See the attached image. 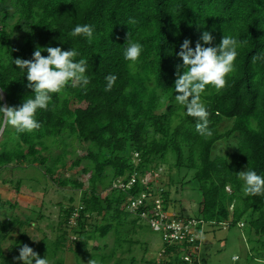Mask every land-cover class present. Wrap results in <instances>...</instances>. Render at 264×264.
Wrapping results in <instances>:
<instances>
[{
    "label": "trees",
    "instance_id": "trees-1",
    "mask_svg": "<svg viewBox=\"0 0 264 264\" xmlns=\"http://www.w3.org/2000/svg\"><path fill=\"white\" fill-rule=\"evenodd\" d=\"M85 24L94 28L91 43L69 35L76 25ZM203 31L211 32L214 45L223 35L241 42L225 88L202 96L210 113L211 138L200 136L196 121L176 104L173 85L176 66L182 63L177 55L180 45L190 39L195 47ZM127 39L143 46L132 66L123 57ZM37 46L75 48L80 53L77 59L88 61L86 74L91 82L53 94L48 109L37 113L41 127L18 132L17 148L1 149L0 166L20 164L32 156L31 162L46 165L54 183L71 186L74 194L68 205H61L58 234L50 244L47 236L35 242L30 239L28 217L5 213L0 219V264H22L16 258L24 245L51 264H65L61 254L86 253L89 244L96 262L111 263L116 258L114 264H122L119 251L131 253L144 241L139 220L154 230L142 214L151 215L156 199L160 197L164 212H172L164 165L192 172L190 180L203 195L200 218H195L199 229L223 228L226 223L249 226L248 234L261 237L264 251V195L245 196L240 179L249 168L264 175V0H0V88L5 95V101L0 95V105L18 107L24 98L32 97L26 76L11 58L31 59ZM109 75L117 79L105 91ZM224 140L233 150L215 154ZM76 143L87 153L78 154ZM51 146L62 152L54 155ZM71 159L72 167L84 163L87 188L76 178L54 176L58 165L68 167ZM133 176L137 182L128 192L113 187L115 180L127 182ZM146 177L154 179L145 184ZM142 192L144 203L130 211L129 196ZM6 203L12 209L18 205L6 200L3 208ZM111 233L115 244L108 251L93 244ZM163 241L161 259L166 258L162 260L166 264L192 252L188 242ZM196 244L201 248L202 239ZM189 264H200L196 255Z\"/></svg>",
    "mask_w": 264,
    "mask_h": 264
},
{
    "label": "rangeland",
    "instance_id": "rangeland-1",
    "mask_svg": "<svg viewBox=\"0 0 264 264\" xmlns=\"http://www.w3.org/2000/svg\"><path fill=\"white\" fill-rule=\"evenodd\" d=\"M1 129V127H0ZM19 133L10 125H5V129L0 138V151L4 147L13 150L17 148V142L20 140ZM77 153L84 155L87 148L76 143ZM52 147V146H51ZM40 148V147H39ZM54 155L62 152L60 147L51 148ZM233 150L230 141L224 140L216 146L215 154H225ZM43 155L48 156V151H43ZM32 156L20 164L12 162L7 168L0 166V219L4 220V214H10L14 217L32 221V225L26 227L30 239H42L48 237V244L52 243L50 239H55L58 234V222L62 219L61 205H68L69 198L73 195V189L69 185H60L59 181L51 178V174L45 172L46 165L31 162ZM70 159V156L68 157ZM73 158V157H72ZM53 160V159H52ZM72 159L68 161V167L56 170L55 175L58 179L76 178L85 183L88 187L89 175L82 172V167H72ZM49 163L50 162L49 159ZM165 172L163 178L167 183L171 195L170 211L184 218H200V208L203 201V195L196 182L191 181L192 172L180 171L177 168L170 169V165H164ZM190 180V181H189ZM18 181H21L18 183ZM18 191V192H17ZM71 191V192H70ZM105 194V193H104ZM6 200L16 202L15 208H10V204H3ZM7 208L9 210H7ZM133 217V215H132ZM142 225L140 236L143 243L134 247L133 252L122 255L119 251L118 257H123L122 264H166L161 259L164 249V241L161 233L152 230L145 220H139ZM249 226L245 228L239 225L220 226L204 225L202 235V246L200 252V264H264V251L260 249V236L248 234ZM33 238V239H32ZM73 238V237H72ZM36 240V241H38ZM93 244H99L103 252L108 251L115 244V236L111 233L107 239L99 238ZM148 247L146 251L145 247ZM88 252L78 254L67 251L61 254L65 264H102L96 262L92 256V245L89 244ZM90 252V253H89ZM236 257V259H233ZM189 258H172L170 264H189ZM51 264L50 260H47ZM116 258L111 263L114 264Z\"/></svg>",
    "mask_w": 264,
    "mask_h": 264
},
{
    "label": "clouds",
    "instance_id": "clouds-1",
    "mask_svg": "<svg viewBox=\"0 0 264 264\" xmlns=\"http://www.w3.org/2000/svg\"><path fill=\"white\" fill-rule=\"evenodd\" d=\"M69 35L73 38L84 37L91 43L94 28L87 24L76 25ZM213 41L214 36L209 31L202 32L195 47L191 46L190 39H184L177 53L182 63L176 66V79L173 84L176 104L184 108V114L196 121V131L204 138H211L213 132L209 127L210 113L202 96L209 90L219 93L225 88L227 77L235 70L238 47L241 43L230 35H223L219 44L214 45ZM42 52H47L48 55L44 56ZM142 52L143 46L140 43L127 39L123 57L129 62V66L139 61ZM79 56L80 53L75 48L63 50L59 46H37L31 59L11 58L19 72L26 76L27 87L32 89L33 95L24 98L23 103L18 107L6 106V103L5 106L0 105V120L19 133L38 130L41 125L36 118L37 113L39 110L48 109L53 94L61 93L69 86L84 88L90 84V78L86 74L88 61L83 57L77 59ZM116 79L115 75L106 77L105 91L112 89ZM240 179L243 181L245 196L264 195V175L249 168L242 171ZM240 226L242 227L243 224ZM200 252L201 248L196 254L199 263ZM187 257L191 260L195 255L188 254ZM16 259L22 264H48L46 258H40L28 245L20 248Z\"/></svg>",
    "mask_w": 264,
    "mask_h": 264
},
{
    "label": "built area",
    "instance_id": "built-area-1",
    "mask_svg": "<svg viewBox=\"0 0 264 264\" xmlns=\"http://www.w3.org/2000/svg\"><path fill=\"white\" fill-rule=\"evenodd\" d=\"M0 95L5 101L4 95L0 90ZM5 123L0 120V136L5 129ZM154 178L146 177L143 179V183L149 184ZM137 182V177L133 176L129 181L124 182L123 178L115 180L113 187L122 189L128 192ZM146 193L142 192L138 196H129L127 202V208L130 211H134L144 203ZM156 208L151 210L150 213H143L142 215L151 224V227L160 232L165 241L169 243H186L193 245L191 255H196L200 250V244H196L202 238V229H199V221L195 218H180L177 217L176 213H167L162 209V202L160 197L156 199Z\"/></svg>",
    "mask_w": 264,
    "mask_h": 264
},
{
    "label": "water",
    "instance_id": "water-1",
    "mask_svg": "<svg viewBox=\"0 0 264 264\" xmlns=\"http://www.w3.org/2000/svg\"><path fill=\"white\" fill-rule=\"evenodd\" d=\"M0 90H1L2 94L4 95V92L2 91V89H1V88H0ZM4 98H5V95H4ZM6 106H7V104H6Z\"/></svg>",
    "mask_w": 264,
    "mask_h": 264
}]
</instances>
